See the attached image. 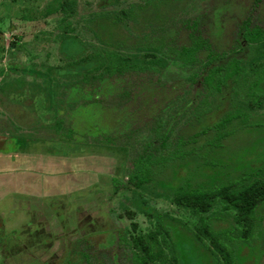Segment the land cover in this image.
Listing matches in <instances>:
<instances>
[{"label":"rangeland","instance_id":"1","mask_svg":"<svg viewBox=\"0 0 264 264\" xmlns=\"http://www.w3.org/2000/svg\"><path fill=\"white\" fill-rule=\"evenodd\" d=\"M58 4L0 0V130L49 140L58 134L59 151L102 155L95 171L105 178L89 183L78 196L60 195L59 206L51 209L52 215L59 213L56 228L50 229V213L42 217L35 204L29 213L7 215L9 226L0 216V264H139L132 239L158 226L157 212L184 264H215L180 224L195 227L198 215L176 205L172 191L184 180L191 187H209L264 165V59L250 83L239 79L220 93L188 80L207 50L198 51L195 64L185 63L178 52L192 40L217 53L231 51L247 16L264 29V0H75L70 15L57 9L46 13ZM98 50H116L135 58L136 65L100 75L101 69L86 73L67 66ZM157 58L162 62L147 63ZM235 112L247 116L216 131L213 124ZM59 121L71 137L59 132ZM166 128L168 145L157 155L170 156L180 146L187 156L155 165L143 188L121 187L114 193L113 179L127 183L146 142ZM198 131L205 133L196 138ZM219 132L226 135L216 141ZM135 202L142 203L144 213ZM236 212L217 198L208 213L219 215L214 230L224 231L223 240L236 246L237 264H264V204L248 241L234 238L246 228ZM58 230L59 246L49 237ZM162 245L170 254V238Z\"/></svg>","mask_w":264,"mask_h":264},{"label":"trees","instance_id":"2","mask_svg":"<svg viewBox=\"0 0 264 264\" xmlns=\"http://www.w3.org/2000/svg\"><path fill=\"white\" fill-rule=\"evenodd\" d=\"M75 6V0H59L58 6L53 5L48 8L46 13L60 10L63 13L70 15ZM59 7V9L57 8ZM199 38V37H198ZM236 47H233L228 52H215L210 46L205 47L203 41L192 40L191 44L184 46L178 52V55L184 59L187 64H195L198 62V51L201 49L207 50L205 58L199 59L201 65L197 72L188 77V80L193 84L203 85L204 88H214L218 92H222L224 88L230 89L237 86V81L242 79L243 82L249 81L252 74L262 69L259 61L264 59V29L257 24H252L251 17L240 24L237 37ZM3 51V50H1ZM74 58V57H72ZM264 61V60H263ZM162 62L161 58L147 63L159 64ZM255 62V63H254ZM91 63V66H90ZM88 65L87 67H85ZM136 65V59L133 57L126 58L120 56L116 50H98L88 57H81L77 60L72 59L67 66L78 68L81 71L96 72L101 69L99 75L105 71L109 73H117L126 68H133ZM95 76V75H94ZM85 77V76H84ZM83 77V79H84ZM249 77V78H248ZM256 81V80H255ZM253 85L257 84V81ZM248 83V84H249ZM201 86H197V92L201 93ZM253 86V87H255ZM252 93V87L248 88ZM248 93L250 94V92ZM254 93V92H253ZM260 93V92H259ZM263 95L264 94H261ZM202 100V99H200ZM250 108V106L248 107ZM248 112V111H247ZM242 112L229 113L228 116L219 119L213 124L216 131H221L233 119L243 117ZM208 128H205L206 130ZM59 132L63 137L69 138V132H62V122L59 121ZM202 133L198 131L194 137H200ZM225 133L219 132L213 139L218 141ZM169 133L167 128L157 134L155 139L146 142V147L143 152L139 154L135 160V166L131 171L127 183H120L116 178L114 181V193L119 189L126 188H143L149 183L153 177V168L155 165L167 163V161L184 158L187 153L184 149L177 147L176 151L170 156L157 155V151L164 149L168 145ZM194 138V139H196ZM158 142V146L155 143ZM209 143H215L213 140H208ZM177 143L184 142L178 140ZM218 144V143H217ZM158 148V149H157ZM195 149L188 150L190 156H195ZM173 202L176 205L183 206L190 210L193 214H197L199 218L198 224L195 227H190L187 224L180 223L187 228L192 234L193 238L200 243V245L208 250L212 256L215 264H237L236 263V246L228 244L223 240L224 231L214 230L213 223L216 222L217 215L209 214L212 205L217 198H221L228 206L235 209L237 222H242L245 229L241 234H237L234 238H239L243 241H248L254 235L253 228L263 215L259 216L257 209L264 204V165L257 168L255 171H243L238 177L225 183H216L209 187L193 186L188 180L179 182L172 191ZM137 210L144 213L145 209L141 202H135ZM167 217V215L165 214ZM159 221L158 226L148 233H141L133 237L132 242L135 248L139 251L136 256V261L139 264H150L156 262L157 264H184L181 253L171 236L169 227L167 226L164 216L157 212L156 216ZM170 223L177 222V219L170 218ZM215 219V220H214ZM164 235L163 239L159 235ZM167 236V238H166ZM170 238L171 253L166 252V248L162 245V240L167 241ZM204 238L210 240L209 244L205 242ZM122 239H125L123 236ZM229 241H232L228 239Z\"/></svg>","mask_w":264,"mask_h":264},{"label":"crops","instance_id":"3","mask_svg":"<svg viewBox=\"0 0 264 264\" xmlns=\"http://www.w3.org/2000/svg\"><path fill=\"white\" fill-rule=\"evenodd\" d=\"M1 130L0 216L5 226H9L5 222L8 216L16 212L29 213L35 204L40 207L42 217H48L50 213L49 228L52 229L59 222V213L55 217L51 209L59 206L60 195H79L80 191L89 188V183L96 184L104 177L95 171L96 160L103 161L102 155L81 157L79 149L75 152L67 149L66 153L59 151L58 134H50L48 137L52 136V139L49 140L45 136L34 137L27 132L12 134L9 129L5 128L4 133ZM71 142L65 141L63 144L68 146ZM93 177L97 180L92 182ZM53 235L50 239L58 241L59 230Z\"/></svg>","mask_w":264,"mask_h":264},{"label":"flooded vegetation","instance_id":"4","mask_svg":"<svg viewBox=\"0 0 264 264\" xmlns=\"http://www.w3.org/2000/svg\"><path fill=\"white\" fill-rule=\"evenodd\" d=\"M49 237H51V238H52V237H54V235H53V234H50V236H49ZM54 240H55V239L51 240V243H53V241H54ZM55 242H56V243H57V245L59 246V239H58V241H55ZM58 246H57V247H58Z\"/></svg>","mask_w":264,"mask_h":264}]
</instances>
